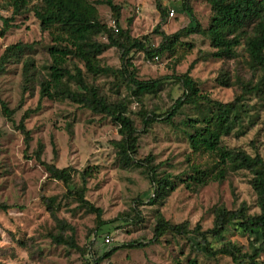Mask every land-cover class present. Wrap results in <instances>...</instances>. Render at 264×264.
Here are the masks:
<instances>
[{
    "label": "rangeland",
    "instance_id": "374dc122",
    "mask_svg": "<svg viewBox=\"0 0 264 264\" xmlns=\"http://www.w3.org/2000/svg\"><path fill=\"white\" fill-rule=\"evenodd\" d=\"M87 1L102 24L114 27L108 7L97 5L100 0ZM111 1L118 7L121 29L146 41L152 49L161 44L160 33L172 35L196 22L206 29L212 15L205 0H160L166 14L163 21L155 0ZM40 2L31 0L30 8ZM0 6V31L2 20L12 18L10 28L0 36V57L7 47L22 46L18 56L0 66V104L13 111L9 121L0 106V264H246L214 256L193 234L180 237L166 233L158 242L152 240L159 215L172 225H186L190 230L199 227L205 232L213 226L216 209L236 211L245 205L249 216L257 215L259 209L252 175L247 171H228L223 181L203 187L186 182L195 166L212 174L217 164L213 156L193 154L188 145L187 133L192 130L186 122L201 121L209 113L207 107L184 106L172 125L157 122L147 129L142 127L140 116L170 110L184 91L178 78L189 73L200 93L212 100L228 103L241 98V122L222 138V146L264 161V69L251 64L243 46L236 49L233 58L216 59L210 56L214 50L209 41L192 34L181 37L173 53L165 52L153 60L133 51L129 57L137 79L160 82L155 93L140 99L112 76H92L77 59L67 62L71 73L75 67L81 69L85 83L96 88L108 103L125 102L138 131L134 161L149 165L156 179L168 176L174 184L173 190H166L150 205L154 187L144 168L121 164L112 145L120 140L118 127L108 117L94 115L69 101L40 102V86L47 79L50 64L49 31L41 30L32 12L12 15L1 0ZM94 40L107 43L103 36ZM119 58L117 48H108L98 61L103 67L118 69ZM26 111H33L24 122L30 133L27 145L16 129ZM37 151H41V161L71 169V190L81 186V174L89 171L84 198L99 209V218L67 196L61 182L48 177L34 158ZM49 198L54 199L52 214L46 208ZM53 237L76 248L59 244ZM207 242L211 251L227 243L251 254L260 248L259 261H264L260 233L248 235L230 227L218 237H208ZM129 243L142 247L119 248L101 259L114 247Z\"/></svg>",
    "mask_w": 264,
    "mask_h": 264
},
{
    "label": "trees",
    "instance_id": "16d2710c",
    "mask_svg": "<svg viewBox=\"0 0 264 264\" xmlns=\"http://www.w3.org/2000/svg\"><path fill=\"white\" fill-rule=\"evenodd\" d=\"M1 1L11 9L12 15L32 12L39 22L41 30L49 31L51 36L52 46L48 49L50 64L47 68V79L40 86V102L43 99L59 102L69 101L89 110L94 115L108 117L118 127L120 140L113 141L112 145L121 164L124 167L135 165L144 168L152 187H154L153 196L148 201L150 205L154 204L155 199L160 198V195L166 190H173L174 184L168 176L156 179L154 171L149 165L134 161V156L137 153L138 131L127 114L125 102L108 103L99 96L96 88L85 83L81 69L75 67L74 73H71L66 66L67 62L71 58L77 59L83 64L86 73L92 76H112L117 83L133 89L132 94L137 99L145 94L155 93L160 82L159 80L141 81L137 79L135 67L129 57L130 54L133 51L142 52L147 59L153 60L165 52L173 53L180 38L192 34L200 35L209 41L210 47L214 50L210 55L212 58H233L236 49L243 46L251 64L264 69V0H205L212 11L208 28L203 29L196 22L193 27L183 28L172 35L160 33L162 42L155 49L148 46L146 41L134 39L126 30L121 29L118 24V7L111 0H100L96 4L104 5L111 10L116 30L98 20L96 10L87 0H41L38 6L31 8V0ZM155 2L163 21L166 17L165 11L160 0H155ZM185 9L190 10L188 6H185ZM11 20L12 18L2 20L3 28L0 31V36L10 28ZM159 28L156 29V32ZM96 36L105 37L107 43H98L94 40ZM108 48L119 50L120 68L114 69L100 65L98 56ZM21 52L22 46L19 44L7 47L0 57V66L2 67L9 59L18 56ZM178 79L184 89L182 96L164 114L149 116L143 112L140 115L142 127L147 129L157 122L172 125L174 118L184 106L207 107L209 113L201 121L189 120L186 122L187 127L192 130L187 133L188 145L193 154L213 156L216 158L217 164L212 174H207L195 166L193 174L186 182H191L189 186L195 184L198 187H203L208 183L223 181L228 171H247L252 175L251 187L256 195L259 213L254 216L247 215L245 205H241L236 211L216 209L213 226L205 232H202L199 227L190 230L186 225H172L159 215L152 240L158 242L166 233L180 237L193 234L202 240L208 252L214 256H227L234 263L264 264V261H259L260 248L251 254L242 252V248L235 244L227 243L211 251L207 242L208 237H218L230 227H234L235 230L243 234L260 233L264 237V161L259 156L252 157L243 151H232L222 146V138L230 135L241 122V98L236 97L232 102L221 103L200 93L189 73ZM224 84L226 85V83ZM0 106L2 115L10 121L13 111L9 110L5 103H1ZM38 109L39 107L36 110ZM32 112L26 111L16 126V129L24 136L26 145L30 133L25 129L24 122ZM198 123H201V126H198ZM34 156L49 178L61 182L66 187L67 196L75 198L78 203L89 208L99 218V209L94 208L84 198L86 177L89 176V171H84L81 174V186L71 190L69 189L71 169H58L54 165L41 161V151L35 152ZM45 201L47 210L52 214L54 199L49 198ZM52 239L59 244L63 243L76 248L73 243L63 241L61 238L53 237ZM139 247L142 245L138 243L114 247L101 259L110 257L119 248ZM189 264H194V262Z\"/></svg>",
    "mask_w": 264,
    "mask_h": 264
},
{
    "label": "built area",
    "instance_id": "2783aa9c",
    "mask_svg": "<svg viewBox=\"0 0 264 264\" xmlns=\"http://www.w3.org/2000/svg\"><path fill=\"white\" fill-rule=\"evenodd\" d=\"M170 15H173V11H171V14ZM112 29H114V30H116L115 29V25H114V27H111Z\"/></svg>",
    "mask_w": 264,
    "mask_h": 264
}]
</instances>
